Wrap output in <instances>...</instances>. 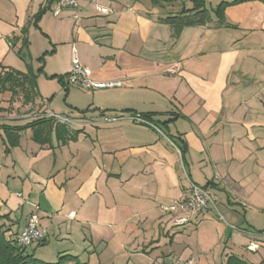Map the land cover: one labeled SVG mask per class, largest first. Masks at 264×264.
<instances>
[{
	"label": "crops",
	"instance_id": "obj_1",
	"mask_svg": "<svg viewBox=\"0 0 264 264\" xmlns=\"http://www.w3.org/2000/svg\"><path fill=\"white\" fill-rule=\"evenodd\" d=\"M79 3L76 18L72 8L55 16L57 0H0V72L32 70L16 55L24 36L30 53L34 29L49 40L40 70L60 86L47 93L37 78L29 103L0 91V233L18 237L38 211L46 238L27 249L44 245L38 259L47 262L227 264L237 256L264 264V0L227 6L223 24L213 16L179 31L163 18L192 8L190 0H104L109 14ZM50 10L55 29L43 26ZM73 46L95 80L121 84L67 87ZM50 58L62 70H48ZM49 111L85 120L138 112L155 127L69 126ZM191 182L211 184L217 207L175 226L183 213L165 207L188 196Z\"/></svg>",
	"mask_w": 264,
	"mask_h": 264
},
{
	"label": "built area",
	"instance_id": "obj_2",
	"mask_svg": "<svg viewBox=\"0 0 264 264\" xmlns=\"http://www.w3.org/2000/svg\"><path fill=\"white\" fill-rule=\"evenodd\" d=\"M80 0H57V5L53 10L55 16H59L64 8H72L76 10L75 17L79 18V10L81 5ZM90 5H93L95 9L102 14H109L112 12V8L104 3V0H87ZM67 87L73 86L82 89H101L119 86L120 81H97L93 78L92 70L83 65L79 60L78 50L75 46L72 47V69L66 77ZM47 102V101H46ZM46 117L69 126H80L84 123L93 125L97 124H114L125 120H130L135 123L149 125L155 127L150 121H148L142 114L138 112H101L98 120H92L86 118L83 119L80 116H73L70 113H56L49 111ZM158 129V128H157ZM19 196H23L22 193H18ZM217 195L211 191V184L201 186L194 182H191V188L189 195H185L180 192L178 198L170 205L165 207V212H182L174 218L173 224L175 226H182L188 224L191 218L200 213L207 212L209 210L216 209ZM75 212H71L70 215L74 216ZM223 219V216H219ZM47 231L40 225V215L38 211H32L26 219L25 225L22 228L17 238V245L22 248H27L33 243L41 242L46 238ZM256 243H251L248 248L251 250L257 249ZM176 264H196L194 259L177 260Z\"/></svg>",
	"mask_w": 264,
	"mask_h": 264
},
{
	"label": "trees",
	"instance_id": "obj_3",
	"mask_svg": "<svg viewBox=\"0 0 264 264\" xmlns=\"http://www.w3.org/2000/svg\"><path fill=\"white\" fill-rule=\"evenodd\" d=\"M190 1L193 3L192 8L182 9L176 14L168 15L163 18L164 21L173 26L177 31L185 26L209 24L213 21V16L216 17L218 23L223 24L225 22L224 14L227 6L246 0H235L233 2L222 1L211 9L206 7L205 0ZM38 18L39 17H37V19ZM22 42L23 44L18 49L17 53L21 58L27 60L30 55L27 36H24ZM7 90L12 92V99H14L16 95L22 94L25 102H33L38 96L37 74L31 69L27 72L15 69H3L0 72V91ZM41 121L44 122V120ZM17 238L18 237L14 239L8 238L4 233H0V264H67L68 261L75 260V256L72 255H63L55 262H47L38 259L34 257V254L28 253L27 248L18 246ZM44 240L40 243L44 242ZM75 264L78 263L76 262ZM227 264L253 263H248L237 256H230Z\"/></svg>",
	"mask_w": 264,
	"mask_h": 264
},
{
	"label": "rangeland",
	"instance_id": "obj_4",
	"mask_svg": "<svg viewBox=\"0 0 264 264\" xmlns=\"http://www.w3.org/2000/svg\"><path fill=\"white\" fill-rule=\"evenodd\" d=\"M222 0H206V4L208 8H211L212 6H215L217 3H219ZM51 18H48L45 23H43V26L45 29H47L48 24H51L52 27L55 29V19H57L52 11L50 10L49 12ZM53 18V19H52ZM69 25H63L61 27V31H60V37H63L65 35V33L68 31ZM32 35L30 36L31 41H32V46L30 43V55L29 58L27 60H22L20 57H18V55H16V60L20 61L19 63H21L23 66L22 68L29 70L32 67L33 72H35L38 76L37 78L39 79V83L41 84L42 88L44 90H46L47 93H52V92H56L60 89L59 86V82L57 80H51V76H47L43 73V71L40 70V67L43 66L45 63H43L44 61L41 60L40 61V57L44 56L45 57V62H46V58L47 55L50 54V51H46L47 46L49 44V40L48 38L41 32V31H37V30H32ZM47 52V53H46ZM62 61L57 60V58H50L49 59V67L48 70H62ZM40 66V67H39ZM76 92V97L77 100L79 99V92L76 90L74 91ZM80 103H83L80 101ZM54 104L58 107H62L63 105H65L64 102V94L60 97L58 96V98L55 100ZM42 247H44V245H40L37 247V250L35 252H33L34 250L32 248L27 249L28 253L34 254V257L37 258H41V250ZM43 250L50 252L51 248H44Z\"/></svg>",
	"mask_w": 264,
	"mask_h": 264
}]
</instances>
